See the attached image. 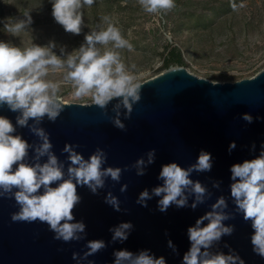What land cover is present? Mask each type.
<instances>
[{
    "label": "clouds",
    "instance_id": "9594fccd",
    "mask_svg": "<svg viewBox=\"0 0 264 264\" xmlns=\"http://www.w3.org/2000/svg\"><path fill=\"white\" fill-rule=\"evenodd\" d=\"M50 15L64 32L80 35L83 39L77 47L68 46L54 39L46 43L31 42L20 47L13 40L0 39V106L16 113L12 122L0 114V197L13 198L18 210L11 213L12 221L38 220L46 223L53 233L54 240L65 243L84 240L81 253L72 252L75 264H95L88 257L93 256L107 245L103 239H88L83 219H75L74 207L80 203L78 187H86L93 195H98L105 187L106 179L119 183L121 167L104 166L107 153L97 147L85 158L76 149L77 144L65 142L61 153L63 160L53 152L49 133L41 126L46 118L54 122L64 110V96L61 85L70 86L74 100L90 97L91 105L99 107L108 116L110 123L125 129L121 116L127 119L132 107L140 100L142 72L134 63L126 64L121 58V50L134 51L133 44L122 35L121 28L108 14L100 17L94 27L88 28L83 9L91 8L96 0H47ZM140 10L152 15H161L175 7V0H137ZM233 11L245 6L244 0H229ZM31 11L25 9L20 16H7L0 19V29L11 37L32 30ZM87 28V31L84 29ZM167 35V34H166ZM61 74V79L48 78L49 73ZM123 110V111H122ZM240 118L251 123L253 116L242 113ZM260 120L261 117H255ZM31 121V122H30ZM27 128L37 140L29 143L22 138L17 128ZM236 147L230 141L227 151L230 154ZM29 150L31 156L29 157ZM249 153L256 155L229 165L228 195L234 206L230 211L224 195L216 197L209 210L199 215L186 228L188 247L180 257V264H245L240 255L227 243V252L214 250L222 236H230L234 225L224 223L234 215H240L250 223L249 242L252 252L264 258V141L257 150L255 142L249 145ZM155 149L147 150L131 165L137 176L145 174L147 167L155 161ZM214 157L200 149L195 161L181 167L175 161L160 165L151 188L145 187L136 196L135 203L147 207L148 201L156 199V210L164 213L170 206L176 209L195 210L208 200L212 192L191 174L208 172L213 166ZM221 181L212 180V188L219 189ZM127 184H120L123 193ZM103 202L114 211L120 212V201L111 191L103 196ZM123 211H127L124 209ZM134 228L129 221H120L110 226L108 244H123ZM166 247L173 254L177 246L164 231ZM111 264H167L163 255H156L148 248L135 252L126 248L112 250Z\"/></svg>",
    "mask_w": 264,
    "mask_h": 264
},
{
    "label": "water",
    "instance_id": "95a60500",
    "mask_svg": "<svg viewBox=\"0 0 264 264\" xmlns=\"http://www.w3.org/2000/svg\"><path fill=\"white\" fill-rule=\"evenodd\" d=\"M140 100L132 107L127 119L121 116L125 129L114 127L108 120L113 115L109 104L107 115L99 107L89 104L64 103V110L54 122L46 118L41 126L49 133L53 152L63 160L61 153L65 142L77 144L76 149L87 158L97 147L106 153L104 166L121 167V179L115 183L106 179L105 187L93 195L86 187H78L80 203L73 209L75 219H83L88 239H103L106 247L93 256L95 264H111L112 250L121 247L135 252L148 248L156 255H163L167 264H180V257L188 247L186 228L209 210L217 196L224 195L230 211L234 206L228 195V168L234 162L250 159L249 145L255 142L257 150L264 141V68L250 78L235 82H212L199 78L183 67H170L160 74L141 82ZM123 111V110H122ZM242 113L253 116L251 123L240 118ZM0 114L13 123L16 113L0 106ZM259 115L260 120L255 117ZM31 122V121H30ZM22 138L33 143L37 138L25 128H17ZM235 141L236 147L229 154L227 147ZM155 149V161L142 176L125 165H131L149 149ZM200 149L214 157L208 172L191 174L212 192L211 197L195 210L176 209L170 206L166 212L156 210V199L147 207L135 203L143 188L155 186L160 165L169 161L187 167L195 161ZM29 150V157L31 156ZM212 180L221 181L219 189L212 188ZM120 184H127L121 193ZM111 191L117 196L122 211L116 212L103 202V196ZM126 209L127 211H123ZM18 210L13 198L0 197V264H75L72 252L81 253L84 240L67 243L54 240L46 223L38 220L12 221L11 213ZM131 221L134 228L123 243L108 244L111 234L108 228L120 221ZM234 225L230 236H222L214 250L227 252V242L244 260L245 264H264V258L252 252L249 234L250 223L240 215L225 221ZM177 246L173 254L166 247L164 231Z\"/></svg>",
    "mask_w": 264,
    "mask_h": 264
},
{
    "label": "rangeland",
    "instance_id": "374dc122",
    "mask_svg": "<svg viewBox=\"0 0 264 264\" xmlns=\"http://www.w3.org/2000/svg\"><path fill=\"white\" fill-rule=\"evenodd\" d=\"M244 4L233 11L229 0H175L173 9L157 16L140 10L137 0H96L83 13L88 28L105 14L114 18L134 48L131 53L121 50V58L143 73L141 82L167 69L172 47L180 50L183 64L179 67L187 72L212 82H235L264 68V0H244ZM50 8L47 0H0V19L20 16L25 9L33 19L32 30L11 37L0 29V39H11L20 47L49 39L67 45L69 51L77 47L83 32H64L53 21ZM176 66L168 64V68ZM48 78L59 80L61 74L50 72ZM61 95L64 103H90V97L74 100L68 85H61Z\"/></svg>",
    "mask_w": 264,
    "mask_h": 264
},
{
    "label": "trees",
    "instance_id": "16d2710c",
    "mask_svg": "<svg viewBox=\"0 0 264 264\" xmlns=\"http://www.w3.org/2000/svg\"><path fill=\"white\" fill-rule=\"evenodd\" d=\"M168 60L165 63V67L168 68L169 63H174L178 66H181L183 64L180 50L176 47H172L169 49L168 53Z\"/></svg>",
    "mask_w": 264,
    "mask_h": 264
}]
</instances>
